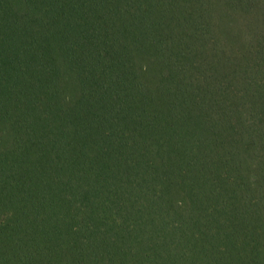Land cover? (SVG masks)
I'll return each mask as SVG.
<instances>
[{
  "label": "trees",
  "instance_id": "1",
  "mask_svg": "<svg viewBox=\"0 0 264 264\" xmlns=\"http://www.w3.org/2000/svg\"><path fill=\"white\" fill-rule=\"evenodd\" d=\"M0 264H264V0H0Z\"/></svg>",
  "mask_w": 264,
  "mask_h": 264
}]
</instances>
